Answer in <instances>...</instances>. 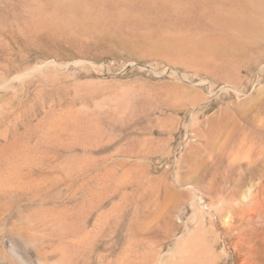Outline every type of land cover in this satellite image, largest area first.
Wrapping results in <instances>:
<instances>
[{
  "label": "rangeland",
  "instance_id": "1",
  "mask_svg": "<svg viewBox=\"0 0 264 264\" xmlns=\"http://www.w3.org/2000/svg\"><path fill=\"white\" fill-rule=\"evenodd\" d=\"M0 0V264H264V0Z\"/></svg>",
  "mask_w": 264,
  "mask_h": 264
},
{
  "label": "bare ground",
  "instance_id": "2",
  "mask_svg": "<svg viewBox=\"0 0 264 264\" xmlns=\"http://www.w3.org/2000/svg\"><path fill=\"white\" fill-rule=\"evenodd\" d=\"M54 1V6L61 5L64 6L65 2H60V0H53Z\"/></svg>",
  "mask_w": 264,
  "mask_h": 264
}]
</instances>
